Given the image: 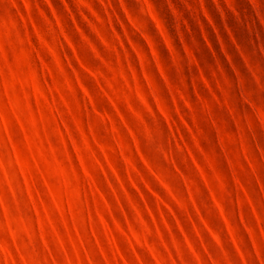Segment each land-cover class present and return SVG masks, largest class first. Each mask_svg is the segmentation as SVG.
Here are the masks:
<instances>
[{
  "label": "rangeland",
  "instance_id": "1",
  "mask_svg": "<svg viewBox=\"0 0 264 264\" xmlns=\"http://www.w3.org/2000/svg\"><path fill=\"white\" fill-rule=\"evenodd\" d=\"M0 264H264V0H0Z\"/></svg>",
  "mask_w": 264,
  "mask_h": 264
}]
</instances>
